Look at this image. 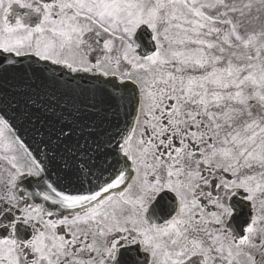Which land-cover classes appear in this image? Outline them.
<instances>
[{"label":"snow or ice","instance_id":"obj_1","mask_svg":"<svg viewBox=\"0 0 264 264\" xmlns=\"http://www.w3.org/2000/svg\"><path fill=\"white\" fill-rule=\"evenodd\" d=\"M0 264H264V0H0Z\"/></svg>","mask_w":264,"mask_h":264}]
</instances>
